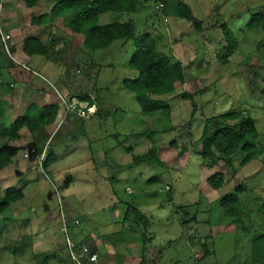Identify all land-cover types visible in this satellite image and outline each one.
I'll return each instance as SVG.
<instances>
[{
	"label": "rangeland",
	"instance_id": "374dc122",
	"mask_svg": "<svg viewBox=\"0 0 264 264\" xmlns=\"http://www.w3.org/2000/svg\"><path fill=\"white\" fill-rule=\"evenodd\" d=\"M56 1L38 0L25 8L19 0H0V34L9 37L8 51L0 42V96L2 90L7 95L0 99L1 122L19 115L6 104L8 71L27 60L21 51L27 37L38 38L47 54L31 57L34 81L24 89L33 97L38 96L33 89L51 95L55 100L44 103L63 109L43 128V153L55 158L44 170L46 154L39 165L25 128L16 140L0 138V149L6 152L11 143L14 150L11 163L0 171V194L4 188L22 189V198L0 215V264H73L66 239L93 251L88 237L131 243L132 255L141 259L139 233L121 226L126 205L149 223L148 252L156 251L155 262L143 264H248L252 241L264 233V30H241L251 15H264V0H179L198 29L171 10H155V0H137L132 14L98 16V25L131 21L135 38L148 33L159 52L181 65L183 83L160 98L168 115L141 113L133 94L120 87L122 79L136 76L126 67L132 42L87 51L82 34L65 28L63 16L50 17ZM40 14L46 15L43 25H30V16ZM221 24L236 39L225 64L217 57L226 47ZM82 95L93 103L88 113L78 101ZM234 111L253 120L258 152L241 167L242 154H233L230 168L216 154L198 155V140L206 119ZM149 151L150 159L134 163ZM214 173L223 176L218 189L206 183ZM151 178L156 181L148 182ZM238 186L244 188L237 196L240 215L224 217L218 200Z\"/></svg>",
	"mask_w": 264,
	"mask_h": 264
},
{
	"label": "trees",
	"instance_id": "16d2710c",
	"mask_svg": "<svg viewBox=\"0 0 264 264\" xmlns=\"http://www.w3.org/2000/svg\"><path fill=\"white\" fill-rule=\"evenodd\" d=\"M23 7L32 8L38 0H19ZM160 3L161 12L166 14L168 10L174 17L193 24L195 29L199 28V22L195 20L190 9L179 0H155ZM137 0H58L49 11L50 17H64V25L72 34H82V46L90 52L106 49L115 41L132 42L133 50L126 63V67L136 73L133 79H122L120 87L123 90L133 94L134 101L143 114L159 112L169 114L168 105L160 98L171 93L175 84L183 83V69L178 62H171L162 53L157 50L155 41L148 33L135 38L134 27L131 21L122 23L110 22L104 25H98V16L111 14H132L136 11ZM46 15L30 16V25H43ZM222 38L226 44L225 54L217 56L219 62L225 64L228 57L236 47V39L221 24L219 26ZM264 30V15H251L249 21L244 25L241 32L251 29ZM21 51L24 55L31 57L33 55L46 56V46L35 37H27L22 41ZM264 83V78H263ZM183 99H190L188 94L182 95ZM80 103H85L87 113L91 110L93 103L87 95L78 97ZM34 104L28 105L25 112L16 116L12 122L4 124L1 122L3 110L0 103V138L7 140L18 139V132L25 128L33 139L35 152L40 155L43 152V141L45 126L55 123L61 110L58 104L44 105L38 109ZM36 109V115L32 110ZM257 137L253 120L242 115L241 111L229 112L214 118L206 119L199 137L200 155L202 158L211 157L216 154L223 157L222 160L227 167L232 168L231 156L237 152L241 153L239 167L250 162L258 152L254 144ZM183 150V149H182ZM179 151L174 157L177 159L183 153ZM46 154V153H45ZM44 154V155H45ZM10 155L0 149V170L8 166ZM153 155L152 151L133 159L134 163L144 162ZM55 158L51 154H46L41 170H44ZM174 166H177L174 162ZM156 181L155 178L148 182ZM207 185L212 189H218L223 183L221 173H214L206 179ZM244 191L242 186L233 189L232 193L224 195L218 200V207L222 216L236 219L240 215V204L237 196ZM169 193V192H168ZM22 198V189L6 188L0 194V215L6 211L9 204ZM129 228L128 231L137 232L142 241V248L150 243L151 237L147 236L148 222L136 208L126 205L121 220V226ZM81 245V244H77ZM88 249V248H87ZM90 253L94 254L90 249ZM248 264H264V233L260 234L252 241L248 254ZM84 264V261H82Z\"/></svg>",
	"mask_w": 264,
	"mask_h": 264
},
{
	"label": "crops",
	"instance_id": "0c3cea01",
	"mask_svg": "<svg viewBox=\"0 0 264 264\" xmlns=\"http://www.w3.org/2000/svg\"><path fill=\"white\" fill-rule=\"evenodd\" d=\"M31 57H28L26 61L24 60L25 61L24 65L20 64L19 68L10 69L8 71V74L12 76V79H10L11 82L8 83V88H11V92H10V95H8L9 100L5 102L7 104V107H11L10 110L15 111V113L19 115L23 114L26 108L28 107V105L30 104H35L38 106L56 104V103H49V104L44 103L45 100L51 99L50 100L51 102L52 100H55L54 98H52L51 95L49 97L48 96L44 97L41 95V93L38 92V90L33 89V91H36V95H38L37 97H33L29 94V90L24 89L28 86L31 87L32 86L31 84L34 81L33 80L34 74L31 73L33 71L29 66L31 64L30 62ZM2 93L3 95L0 96V99L4 100L6 99L7 95H5L3 90H2ZM57 100L59 101V96L57 97ZM9 141H13V140H9ZM31 145H32V148L35 150L33 143ZM8 147L9 148L6 149V152L10 154L13 153L14 150L12 149L11 143L9 144ZM3 169L0 171H3ZM87 241L93 243L94 248L92 252L95 253V256H96L92 264H129V262H131V264H135L136 262L138 264H143L144 262L145 263L155 262L154 254L156 251L150 250L148 252V250L152 248V238L150 240V243L145 245L143 248L141 245V249H140V252L142 254L141 259H138L136 257V254L132 255L133 247H131V243L125 244L124 241H120V239H117V241H112L108 238V240L105 242V241H102L101 238H98V237H90V238L88 237Z\"/></svg>",
	"mask_w": 264,
	"mask_h": 264
},
{
	"label": "built area",
	"instance_id": "2783aa9c",
	"mask_svg": "<svg viewBox=\"0 0 264 264\" xmlns=\"http://www.w3.org/2000/svg\"><path fill=\"white\" fill-rule=\"evenodd\" d=\"M162 6L160 3H158L156 6H155V10H159L161 9ZM9 41V37L6 36V35H1L0 34V42L4 48V50H7V43ZM73 108L67 107V110L68 111H72ZM24 156L26 157V155L24 154ZM44 156V153L42 152L40 155H38V161H39V165L41 164V161H42V157ZM41 167V165H40ZM66 247H67V251H68V256H69V259L70 261L73 263V264H82V261L85 262H92L94 261V259L96 258V256L92 253L89 252V250L87 249L86 246L84 245H73V243L69 242V240L66 239Z\"/></svg>",
	"mask_w": 264,
	"mask_h": 264
},
{
	"label": "clouds",
	"instance_id": "9594fccd",
	"mask_svg": "<svg viewBox=\"0 0 264 264\" xmlns=\"http://www.w3.org/2000/svg\"><path fill=\"white\" fill-rule=\"evenodd\" d=\"M82 109V108H81ZM86 112H87V109H86ZM89 114H91V113H89Z\"/></svg>",
	"mask_w": 264,
	"mask_h": 264
}]
</instances>
